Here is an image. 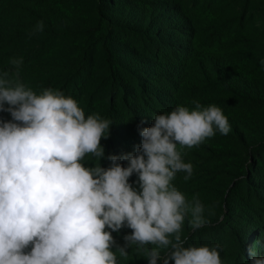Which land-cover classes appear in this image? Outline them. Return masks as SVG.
I'll return each mask as SVG.
<instances>
[{
  "label": "rangeland",
  "instance_id": "374dc122",
  "mask_svg": "<svg viewBox=\"0 0 264 264\" xmlns=\"http://www.w3.org/2000/svg\"><path fill=\"white\" fill-rule=\"evenodd\" d=\"M60 1L69 30L99 19L98 0ZM227 8L231 27L243 21L240 37L223 56L207 54L208 72L187 68L178 79L183 89L193 76L200 92H212L192 103L182 91L180 111L166 104L140 122L125 112V125L145 136L140 148L108 150L78 112L60 115L31 88L29 72L39 79L48 68L32 71L25 59L16 68L11 49L0 53V111L16 135L0 164V218L17 234L0 242V254L14 264H234L243 246L264 264V0H228ZM28 18L16 41L33 30L61 42L58 28ZM223 61L231 72L217 71ZM172 151L177 166L165 158Z\"/></svg>",
  "mask_w": 264,
  "mask_h": 264
},
{
  "label": "trees",
  "instance_id": "16d2710c",
  "mask_svg": "<svg viewBox=\"0 0 264 264\" xmlns=\"http://www.w3.org/2000/svg\"><path fill=\"white\" fill-rule=\"evenodd\" d=\"M60 2L0 0V53L11 49L9 58L16 68L22 59L32 71L48 68L39 79V72H29L31 88L46 94L60 115L78 112V118L85 120L89 137L94 134L106 140L108 150L120 151L123 143L140 148L145 138L142 130L134 133L135 126L125 125L127 110L134 114L135 122H140L153 110L166 108V104L180 111L178 98L182 91L189 90L192 103L208 96L212 90L200 92L193 76L182 89L178 82L180 73L188 68L195 75V67L208 72L211 64H205L207 54L223 56L227 42L242 32V20H236L234 27L229 25L228 0H98V21L82 25L79 31V27L67 28V19L59 12ZM32 15L38 16L47 29L58 28L61 42L53 45L49 35L43 37L33 30L31 40L16 41L26 26L22 21ZM6 35L11 37L7 47ZM17 45L24 48L17 50ZM44 45L47 48H42ZM24 52L25 58L21 56ZM216 67L222 72L231 69L224 61ZM78 90L85 91L79 102L74 101ZM9 123L0 111V164L8 163L14 151L8 147L16 141ZM152 142L158 144L162 139ZM173 153L165 156L169 164L174 161ZM118 157L123 164L122 155ZM3 177L0 169V185ZM230 209L232 212L234 207ZM16 239L14 225L0 218V242L11 244ZM257 253L261 254V250ZM0 264L14 262L9 254H0ZM234 264H255L253 254L242 246Z\"/></svg>",
  "mask_w": 264,
  "mask_h": 264
}]
</instances>
